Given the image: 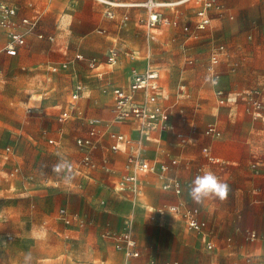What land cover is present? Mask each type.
Wrapping results in <instances>:
<instances>
[{
	"label": "crops",
	"instance_id": "0c3cea01",
	"mask_svg": "<svg viewBox=\"0 0 264 264\" xmlns=\"http://www.w3.org/2000/svg\"><path fill=\"white\" fill-rule=\"evenodd\" d=\"M0 1L16 6L17 14L14 20L24 32L27 41V47L21 48L17 56L10 57L5 52L7 33L0 28V71L2 72L0 84L17 83L21 76L35 77L44 73L26 72L28 69H34V67L38 69L40 66L49 67L52 69V74L55 73L52 75L53 79L60 80L66 84V87L71 88L70 99L66 105L56 106L59 110L58 122L64 124L79 120L88 126L86 133L76 136L74 140L83 154L80 174L85 180L94 182L91 189L86 188L82 193V200H85L87 209L93 210L94 219L89 220L87 215L81 212H72L67 206L60 207L58 212L65 209L76 218L71 225L64 227L57 213L55 217L57 229L66 230L72 226L83 229L89 224V226L95 225L97 230H102L100 235L102 242L110 243L117 253L123 255L128 264H136L132 261L148 253L149 259L144 258L141 264H150L154 255L158 262L162 261L163 264H264V240H262L264 238V110L258 118L250 116L246 113L247 104L241 98L243 94L252 91H264V83L251 90L227 92V88L222 85L225 75L222 64L226 62L225 59H229V52L225 46H219L212 55L213 57L218 54L220 57V62L216 66V70L220 72L218 87L212 84V74L209 70L211 61L207 72L215 91L217 109L229 104L231 107L228 114L222 110L218 114L215 113L213 115L215 121H211L210 115L197 113L198 111L186 114L179 119L174 118L173 113L170 112V120L175 131L153 133L151 139L144 143L143 157L152 165H170L171 160H176L177 165L171 166L163 179L156 174L142 175L140 192L134 194L130 190H120L118 184L121 176L126 173L127 158L131 147L126 143H121L119 150L113 152L111 150L113 141L109 136L111 133L121 134L131 142L140 138L135 123H115L111 111L113 90L126 89L132 81L124 86L126 81L123 78V72H118L113 76L114 84L120 83L123 87L114 86L108 90L106 88L99 90L98 87L95 89L90 87L86 81L88 78L84 75L89 72L97 81L104 79L106 74L101 67L115 65L118 63V58L122 56L116 51L118 39H126L132 43L146 40V44L147 42L149 44L146 56L149 58L152 54V41L165 36V32L171 34L170 31H172L174 36L181 35L187 40L200 38L205 30L199 31L197 37H189L183 32V26L188 25L191 32H195L198 22L196 13L201 2L193 1L177 12L168 11L166 13L170 20L178 22L179 27L160 26L150 30L142 24L147 19V15L141 9H115L114 17L110 18L106 15L107 7L94 0ZM112 1L126 3L135 0ZM216 1L222 11L221 14L211 11V22L208 27L217 20L233 19V15L223 1ZM124 15H128V20L125 22L123 21ZM24 20L32 25L25 27L22 24ZM150 35H153L152 39ZM109 38L114 41L113 47L108 48L104 53L107 63L103 64L97 57L100 55L102 45L112 44ZM220 48L223 50L220 51ZM110 49H113L117 55L113 63L108 61ZM120 53L123 52L120 51ZM127 55H135V52L127 53ZM77 56H81L82 59L76 60ZM93 61L95 62L94 68L91 67ZM125 62L123 61L124 66H130L129 61ZM192 62L189 60L190 64ZM65 65L67 67L63 68ZM148 66L154 67L159 72V85L163 93L161 104L165 107L164 102L169 99L170 94L163 88L160 68L152 64ZM10 67L12 71L16 69L20 71L17 73L8 71ZM229 67H231L229 73L227 72L229 83L235 84L237 82L236 73H234L235 64H230ZM118 74L120 77L116 78ZM79 85L83 87V92L79 99L74 100L72 96ZM218 89L224 91L226 95V101L222 105L219 104L216 96ZM103 94L108 96L107 107L110 115L108 121L98 115H91L90 112L91 104L97 105ZM64 112L70 113V117L60 122L59 118ZM31 113H33L32 109L28 108L26 114ZM92 119L101 121L100 126L97 127L99 136L95 139L93 148L81 149L76 141L88 136L92 128L90 125ZM105 123L111 126L108 127ZM210 125L218 129L220 137L206 135ZM60 133H64L63 129ZM178 134H182L186 140L185 143L181 142ZM50 141H53L50 144L60 146L57 140L50 139ZM205 149L214 161L208 158L204 152ZM86 157H90L91 161L96 164V169H90L84 165ZM104 161H107L106 167H104ZM206 167L229 184L230 192L224 201L214 199L207 200L202 205H196L189 191L194 178ZM98 173H103L105 176L99 178L95 175ZM11 176H20L22 180H29L27 175L21 173L19 167L13 169ZM166 182H179L182 189L181 194L177 195L173 190H164L162 186ZM104 184L105 188H108V191L104 192L109 197L108 201L102 202L99 206L90 203L93 197L91 195L94 193L92 191H99ZM142 196L145 197L150 208H147L142 200H138ZM180 204H187L199 211L200 220L206 224L203 233L189 229L182 217V212L174 214L169 211L170 207ZM159 209H164L165 213L159 215ZM148 215L151 221L148 220ZM80 221L84 222V226L80 225ZM129 222L137 224L136 229L142 231L143 241L140 247L133 232L140 257L128 260L123 253L115 249L113 241L103 237V234L106 232L121 234ZM132 231H134V226ZM246 231L255 232L260 237L259 240H248Z\"/></svg>",
	"mask_w": 264,
	"mask_h": 264
},
{
	"label": "rangeland",
	"instance_id": "374dc122",
	"mask_svg": "<svg viewBox=\"0 0 264 264\" xmlns=\"http://www.w3.org/2000/svg\"><path fill=\"white\" fill-rule=\"evenodd\" d=\"M222 1L233 19L214 21L196 40L174 36L172 31L171 34L165 32V36L152 41L149 58L146 56L149 46L146 40L132 43L118 39L116 51L122 55L118 63L101 67L106 74L102 81L92 78L89 72L84 73L87 83L99 90L123 87L120 83L114 84L116 73L123 72L126 86L135 74L144 73L148 64H152L160 68L163 88L170 94L164 105L174 118L198 111L210 115L211 121H215V113L224 110L228 114L229 104L217 109L207 67L213 52L223 45L229 52V59L222 64L225 73L222 85L227 92L251 90L264 83V0ZM109 41L112 44L101 46L97 57L100 63H107L104 53L113 47L114 42L112 38ZM130 52L135 55H127ZM189 60L193 62L190 64ZM123 61H129L130 66H124ZM230 64H235V84L229 83ZM8 71L17 73L20 70L12 71L10 67ZM28 71L44 73L35 77L21 76L17 83L0 84V264H23V254L29 250L33 254V264H128L110 243L102 242V230H97L95 225L89 224L83 229L78 226L66 230L56 228L55 217L60 207L67 206L72 212H81L89 220L94 219L93 210L87 209L85 200H82L83 191L91 189L94 182L85 180L80 174L83 154L74 140L76 136L84 135L88 126L79 120L58 122L56 106L66 105L71 88L53 79L55 73L52 74L51 68L40 66ZM115 77L119 78L120 74ZM100 97L97 105L91 104L90 112L108 121V96L103 94ZM28 108L33 113L26 114ZM105 125L111 126L109 123ZM50 139L57 140L60 146L50 144ZM61 157L72 164L70 184L63 182L67 172L57 174L52 171V165ZM16 167L29 177L28 181L11 176ZM95 175L99 178L105 176L103 173ZM105 186L92 191L90 203L99 206L108 201ZM144 199L142 196L138 200L150 208ZM148 220L151 221L149 215ZM136 225L133 224V232L141 247L142 231L136 229ZM41 228L43 232L39 231ZM149 256V253L142 255L132 263L141 264ZM150 264L163 262H158L154 255Z\"/></svg>",
	"mask_w": 264,
	"mask_h": 264
},
{
	"label": "built area",
	"instance_id": "2783aa9c",
	"mask_svg": "<svg viewBox=\"0 0 264 264\" xmlns=\"http://www.w3.org/2000/svg\"><path fill=\"white\" fill-rule=\"evenodd\" d=\"M107 7L106 15L110 18L114 17L115 9H141L145 11L147 19L142 22L143 25L150 30L157 29L160 26H172L179 27L178 22L170 20L166 13L168 11L177 12L180 8L190 4L193 1L201 2V6L196 13L198 22L196 24L195 32H191L190 26H183V32L189 37H197L199 31L205 30L211 22V11H217L221 14V7L217 4L216 0H135L126 3H119L112 0H94ZM17 14V8L14 4L0 1V28L7 33V43L5 46V52L10 57L17 56L21 48L27 47V41L24 32L16 23L15 16ZM128 20V15H124L123 21ZM22 24L25 27L31 26L27 20H24ZM42 38V37H41ZM153 35H150V39ZM223 48H220L222 51ZM116 52L113 49L109 50L108 61L113 63L116 60ZM82 59L81 56H77L76 60ZM220 62V57L215 54L212 57L211 65L209 67L212 74V84L218 87L220 80V72L216 70V66ZM67 65L63 66L66 68ZM91 67H95V62L91 63ZM2 72L0 71V77ZM159 72L152 66H148L146 71L141 74H135L132 82L126 89L116 88L112 92V106L111 111L113 114L115 123H130L133 122L137 126V131L140 135L139 140L130 141L126 140L124 135L111 133L110 138L113 141L111 150L113 152L119 150L121 143L130 145V154L127 158L126 173H124L119 181L120 190H130L134 194H138L141 189V176L145 174H156L160 179H163L166 173L169 172L171 166H176L177 161L171 160L170 165H152L147 159L143 157L144 143L149 141L155 132H174L175 127L170 120V111L162 106L161 100L163 93L159 85ZM83 87L77 86L72 98L77 100L81 97ZM216 96L219 104H224L226 101V95L224 91L217 90ZM247 104L246 113L252 117H260L264 110V91L256 90L241 97ZM70 113L64 112L59 118L60 122H64L69 119ZM101 121L99 119L90 120L91 130L88 136L85 138L77 139L76 143L81 149H91L95 146V139L99 136V127ZM206 135L208 137H220V132L214 125H210L207 128ZM178 138L182 143L186 140L182 134H178ZM53 141H50L52 143ZM204 152L211 161H214L209 157L208 150ZM84 165L90 169H96V164L93 163L90 157L84 159ZM107 161H104V167H106ZM256 167V166H254ZM106 169V168H104ZM109 171L108 169H106ZM162 188L164 190H173L175 194H181V184L179 182L164 183ZM169 211L174 214L182 212V217L185 220L186 226L199 233H203L206 224L199 218V211L191 208L187 204H180L169 208ZM164 209H159L158 214L163 215ZM60 223L62 226H69L73 223L76 217L70 215L67 210L61 209L59 211ZM80 225L84 226V222L80 221ZM133 223L129 222L127 228L121 234H112L106 232L103 237L110 238L115 249L125 255L126 259H136L140 257V251L138 249L137 241L133 237ZM246 237L248 240H259V236L255 232L246 231ZM264 240V238L262 239ZM211 248V246L209 245ZM249 262V260H248ZM176 264V263H175Z\"/></svg>",
	"mask_w": 264,
	"mask_h": 264
},
{
	"label": "clouds",
	"instance_id": "9594fccd",
	"mask_svg": "<svg viewBox=\"0 0 264 264\" xmlns=\"http://www.w3.org/2000/svg\"><path fill=\"white\" fill-rule=\"evenodd\" d=\"M72 164L66 158L61 157L52 165L54 173L67 172L63 177L65 184H70L73 177L71 176ZM230 186L227 182L221 180L210 168H203L201 174L197 175L192 181L189 195L196 205H202L207 200L219 199L224 201L228 198ZM36 231V229H34ZM43 232V228L39 229ZM23 264H33V254L29 250L23 254Z\"/></svg>",
	"mask_w": 264,
	"mask_h": 264
},
{
	"label": "bare ground",
	"instance_id": "6f19581e",
	"mask_svg": "<svg viewBox=\"0 0 264 264\" xmlns=\"http://www.w3.org/2000/svg\"><path fill=\"white\" fill-rule=\"evenodd\" d=\"M37 232H38V231H37ZM37 232H36V233H37ZM39 233H40V232H39Z\"/></svg>",
	"mask_w": 264,
	"mask_h": 264
}]
</instances>
